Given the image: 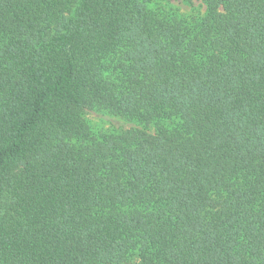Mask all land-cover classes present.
I'll return each mask as SVG.
<instances>
[{"label":"trees","instance_id":"16d2710c","mask_svg":"<svg viewBox=\"0 0 264 264\" xmlns=\"http://www.w3.org/2000/svg\"><path fill=\"white\" fill-rule=\"evenodd\" d=\"M172 1L0 0V264H264V0Z\"/></svg>","mask_w":264,"mask_h":264},{"label":"rangeland","instance_id":"374dc122","mask_svg":"<svg viewBox=\"0 0 264 264\" xmlns=\"http://www.w3.org/2000/svg\"><path fill=\"white\" fill-rule=\"evenodd\" d=\"M171 5L184 16L202 14L204 11V7L199 2L188 6L183 0H176L172 1ZM83 118L94 136L139 128L135 123L102 111L88 110L84 113Z\"/></svg>","mask_w":264,"mask_h":264}]
</instances>
